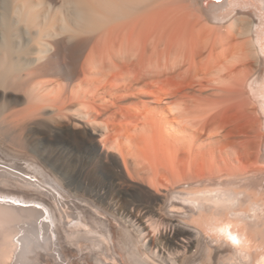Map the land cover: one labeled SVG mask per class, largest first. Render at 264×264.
Instances as JSON below:
<instances>
[{
  "label": "bare ground",
  "instance_id": "obj_1",
  "mask_svg": "<svg viewBox=\"0 0 264 264\" xmlns=\"http://www.w3.org/2000/svg\"><path fill=\"white\" fill-rule=\"evenodd\" d=\"M0 264H264V0H0Z\"/></svg>",
  "mask_w": 264,
  "mask_h": 264
},
{
  "label": "rangeland",
  "instance_id": "obj_2",
  "mask_svg": "<svg viewBox=\"0 0 264 264\" xmlns=\"http://www.w3.org/2000/svg\"><path fill=\"white\" fill-rule=\"evenodd\" d=\"M29 77H36V75L32 74ZM62 82V80H61ZM63 83V82H62ZM35 142V151L36 153L42 157H49L54 161V163L63 166L66 169L67 174L66 179L70 177V175L74 174V165L72 163V152L69 148L60 146L57 144H50L43 142L40 138L34 137ZM63 149V150H62ZM42 154V155H41ZM47 154V155H46ZM71 157V158H70Z\"/></svg>",
  "mask_w": 264,
  "mask_h": 264
}]
</instances>
